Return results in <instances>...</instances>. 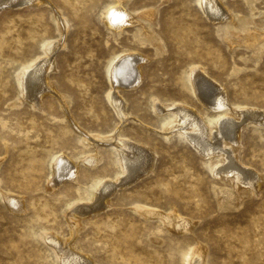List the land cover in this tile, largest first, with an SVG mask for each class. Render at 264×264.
Returning <instances> with one entry per match:
<instances>
[{
	"label": "rangeland",
	"instance_id": "374dc122",
	"mask_svg": "<svg viewBox=\"0 0 264 264\" xmlns=\"http://www.w3.org/2000/svg\"><path fill=\"white\" fill-rule=\"evenodd\" d=\"M28 1L0 13V264H62L44 236L68 241L71 252L94 264H191L197 248L204 264H264V128L246 126L234 152L238 165L263 178L262 188L238 194L178 133L191 127L165 131L174 124L167 109L179 105L216 117L193 91L190 73L197 67L224 89L230 105L264 113V43L229 42L227 19H214L207 9L215 4L227 14L259 18L264 0H124L132 13L156 15L154 23L144 20V28L130 25L120 34L104 19L117 0ZM55 12L69 22L62 34ZM57 41L48 56L50 91L41 109L32 108L20 96L19 75ZM132 52L142 57L141 83L117 90L110 67ZM110 92L126 102V115ZM121 140L149 148L153 170L92 211L88 199L98 181L125 176ZM62 158L77 167V176L64 184L58 179V186L52 172ZM9 199H22L25 211L11 209ZM141 208L177 213L193 228L172 230L160 216H140Z\"/></svg>",
	"mask_w": 264,
	"mask_h": 264
},
{
	"label": "bare ground",
	"instance_id": "6f19581e",
	"mask_svg": "<svg viewBox=\"0 0 264 264\" xmlns=\"http://www.w3.org/2000/svg\"><path fill=\"white\" fill-rule=\"evenodd\" d=\"M28 2V0H0V13L1 10L6 6H22V4H26ZM31 2H33V0H31ZM116 3H118V6L116 5V7L111 8L104 17L110 30L120 34L126 31V26L130 27V25H141L143 27L144 20H148L154 23V17L156 15L155 11H146L142 14H136L134 12L132 13L128 11L126 6L124 5V0H117ZM214 7L217 8L215 4L213 8ZM213 8H207L209 12H211L212 10V12L209 13L210 16H212L214 19H227V24L230 28V32L227 37L229 42L235 41V39H237L239 41L245 42V45H247V47L252 48L260 46L264 43V16L259 18L253 17L251 19H247L230 11L229 14H227V10L226 12H224L220 8ZM251 11H254V9L252 8ZM58 16L59 15H57V13L55 12V20L57 22L59 32L62 34V31H64V25H68L69 22L66 18L61 19L62 21H60V17ZM220 23L224 24L225 22L221 21ZM238 24H240L241 28L238 26ZM59 43L60 41L46 44L44 46L42 57L38 58L36 62H33L31 66L24 69L23 72L19 75L20 96L23 97L25 95V100L31 103V105L33 106L32 108L41 109L43 94H46L50 91L48 71L52 70L53 66L51 67L49 65L48 56L50 57L51 54L56 51ZM52 60L53 59H51V62ZM141 62L142 57L136 52L124 54L114 60L109 70V78L112 77L115 80V86L117 87V90L119 89L118 87L125 89H135L140 85L142 79ZM190 81L194 93L196 91L199 97H201L200 99L204 102V104L208 108L216 112V117L207 119H205L206 117H198V115L196 116L193 111L187 110L184 108V106L179 105L170 110L167 109L168 111H171L173 113V117L169 118H171L170 122H173L174 124L172 123L173 125L169 126L167 124V126L165 127V131H170L172 128L191 127L193 132L188 133L184 130L183 132H178V129L177 132L185 137H182L183 139H189L191 142L195 143V145L201 150L203 156L207 158L208 161H211V169L212 171H214L213 173H215L216 176H218L223 181H229L230 184H232V187L234 188L236 194H238L241 189L249 190L251 193L259 192L263 185V178L261 176H257L249 169H244L242 165H238V161L236 162L237 159H235L236 156L234 155V152H237V146L240 144L242 130L246 126L254 124L264 128V113L261 111H256L255 109H252V107L247 108V106H244L246 108H241L240 106L236 107L232 104L230 105L228 103L226 93L223 91L224 89L221 90L216 84H214V80L212 81L208 79L207 75L204 73L203 68H194L190 73ZM22 93L24 94L23 96ZM109 94L110 99L112 100V103L114 104V107L116 108L118 113L121 114V116L124 115L126 113V102H124V100L122 101V99L117 96L118 93L116 95H112L110 92ZM21 97L20 102H23L24 100H22L23 98ZM161 110H163V108ZM94 137L96 139L103 140L101 137ZM119 137V139H126L123 138L124 136L122 137L120 134ZM113 139L114 138L111 137L105 140L112 141ZM118 143L120 144V146H122V148L120 149L122 151L121 161L123 167L122 170L123 173L125 172V176L124 178H121L120 176L119 178L117 177L116 179H113L115 183L119 182L118 185H116L117 183H113L112 180L109 182L98 181L96 186H94L92 197L88 199V201L92 204V206H89L91 207L89 209L92 211H99L108 207L109 198L114 192H116V189H118V187H128L138 181V179L150 174L153 170L155 158L150 152H148L149 148L146 150L144 147H140V145L136 146L132 143H129L128 140H121ZM88 157L89 156H87V158ZM97 160L91 161L93 163V166L99 163V161ZM75 169H77V167H75L72 162L62 158L57 162L55 170L52 172V175L54 177L52 183L59 186V183L61 181L57 182V180H62L63 183V181H65L66 179L73 177ZM75 176L77 175L75 174ZM8 205L14 211H25L23 208L22 199H9ZM81 210L82 208H77L75 212L77 214H82ZM139 213L140 216L145 217L154 214L160 216L162 220H165L167 222L168 226L172 230L188 232L193 228L192 222L182 219L180 215H177V213L166 216L157 212H152L150 210H147L146 208H141ZM45 237H47L49 242L57 249L58 253L63 255L62 260L60 258L61 256H57L58 262H60L61 260L62 264H94L92 260L81 257V255L77 254L76 252H71L72 250L69 249L71 248L69 247L70 245L68 247L65 246L66 242L68 241L62 240L63 242H60L58 239H54L52 236H44L43 238ZM193 257L194 258L191 260V264H204L205 255L202 252V248H197L193 254Z\"/></svg>",
	"mask_w": 264,
	"mask_h": 264
}]
</instances>
